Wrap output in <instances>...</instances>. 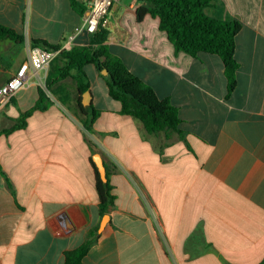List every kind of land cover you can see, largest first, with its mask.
<instances>
[{
	"label": "crops",
	"instance_id": "obj_1",
	"mask_svg": "<svg viewBox=\"0 0 264 264\" xmlns=\"http://www.w3.org/2000/svg\"><path fill=\"white\" fill-rule=\"evenodd\" d=\"M76 1L83 12L70 0H0V24L24 37L0 40V87L28 59L31 40L62 45L81 25L92 0ZM140 5L114 3L107 45L178 109L181 133L148 134L94 65L84 67L87 105L71 77L56 83L46 109L0 135V264H64L95 227L81 264L264 260V0H214L205 10L241 24L230 95L222 59L176 51L158 18L137 20ZM90 38L82 34L79 46ZM48 71L0 107V132L36 104ZM96 156L115 196L101 232Z\"/></svg>",
	"mask_w": 264,
	"mask_h": 264
},
{
	"label": "trees",
	"instance_id": "obj_2",
	"mask_svg": "<svg viewBox=\"0 0 264 264\" xmlns=\"http://www.w3.org/2000/svg\"><path fill=\"white\" fill-rule=\"evenodd\" d=\"M75 10H85L76 0H70ZM141 5L137 8V20L142 21L147 15L158 18L159 28L165 32L169 41L178 52H184L192 57L199 53H212L218 55L225 67L228 95L236 87V71L238 63L235 59V36L241 28L237 21H226L210 17L205 10L212 5L214 0H139ZM108 30L99 28L90 38L87 46H76L70 50H61L53 61V71L48 73L45 88L52 94L53 86L59 81L71 77L77 86L79 94L89 88L88 77L84 71L86 65H94L99 73L108 71L107 76H102L107 82L111 98L118 101L122 113L139 120L145 131L150 135L161 132L181 133L178 109L169 99H160L154 90L145 84L139 77L128 71L124 62L114 56L105 43ZM9 39L15 43H22L24 37L14 30L0 24V40ZM31 46L41 47L48 51H57L61 45H51L42 39L31 40ZM49 104L46 91L39 89V98L36 104L26 111L11 129L0 132L8 134L13 130L23 128L26 119L37 110H44ZM93 117L85 122L90 127L95 120ZM96 188L100 199L101 215L109 212L114 207L115 196L113 186L109 179L103 182L99 172L95 169ZM99 237L98 227L91 229L85 242L75 250L65 253L64 264H81L93 244ZM264 264V260L260 263Z\"/></svg>",
	"mask_w": 264,
	"mask_h": 264
},
{
	"label": "built area",
	"instance_id": "obj_3",
	"mask_svg": "<svg viewBox=\"0 0 264 264\" xmlns=\"http://www.w3.org/2000/svg\"><path fill=\"white\" fill-rule=\"evenodd\" d=\"M117 0H92L82 23L67 37L57 51H48L41 47L29 48L28 59L21 64L16 73L0 87V107L8 104L18 92L30 87L35 79L41 81L40 73L47 72L61 50H70L84 44L80 36H92L99 28L106 30L110 27V12ZM113 38L108 34L106 44H111Z\"/></svg>",
	"mask_w": 264,
	"mask_h": 264
},
{
	"label": "water",
	"instance_id": "obj_4",
	"mask_svg": "<svg viewBox=\"0 0 264 264\" xmlns=\"http://www.w3.org/2000/svg\"><path fill=\"white\" fill-rule=\"evenodd\" d=\"M101 74L104 75V76H107L108 75V71L107 70H103V71H101ZM90 97H91V94H90L89 91H86V92L83 93V104L84 105H87L89 103ZM94 162H95L96 168H97V170L99 172L100 179L103 182H106L107 181V176H106L105 168L102 165V163H101V161H100L98 156H96L94 158ZM108 219H109L108 215H105L103 217V220H102L100 228H99V232H101L102 229L105 227V225L108 222Z\"/></svg>",
	"mask_w": 264,
	"mask_h": 264
},
{
	"label": "rangeland",
	"instance_id": "obj_5",
	"mask_svg": "<svg viewBox=\"0 0 264 264\" xmlns=\"http://www.w3.org/2000/svg\"><path fill=\"white\" fill-rule=\"evenodd\" d=\"M53 66H55V65H53V63H52L51 66H50V68H49L48 73H50L51 71H53V69H54ZM87 67H89V66H87ZM86 70L88 71L89 68H87ZM43 87H44L43 89L46 91L48 97L54 98V95L50 91L46 90L45 85H43Z\"/></svg>",
	"mask_w": 264,
	"mask_h": 264
}]
</instances>
